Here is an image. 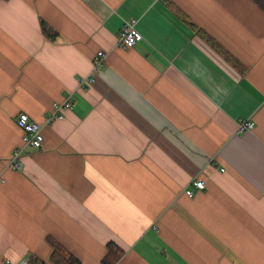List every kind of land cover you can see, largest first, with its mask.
<instances>
[{"label":"crops","instance_id":"crops-1","mask_svg":"<svg viewBox=\"0 0 264 264\" xmlns=\"http://www.w3.org/2000/svg\"><path fill=\"white\" fill-rule=\"evenodd\" d=\"M131 18L140 39L119 48ZM100 51L106 65L81 90ZM22 113L44 142L15 171ZM240 121L255 127L240 133ZM196 179L206 189L189 197ZM55 243L81 264H103L109 244L124 251L116 264H264V11L253 0H0V264H52Z\"/></svg>","mask_w":264,"mask_h":264},{"label":"built area","instance_id":"built-area-1","mask_svg":"<svg viewBox=\"0 0 264 264\" xmlns=\"http://www.w3.org/2000/svg\"><path fill=\"white\" fill-rule=\"evenodd\" d=\"M138 19L131 18L126 19L123 22L122 30L118 38V47L122 49H129L134 47L139 39L140 32L138 30ZM108 55L104 51L97 53L93 60V73L91 75L82 77L79 80V88L85 90L96 84L99 74L106 65ZM72 96L69 95L66 97L64 102L56 106L53 111V115L50 118V122L53 120L64 118V114L67 110L71 109L73 106ZM16 123L19 128L24 132L23 136V145L20 148L15 149L10 160L9 166L15 171L23 170L22 164V154L26 148L40 149L44 142L43 135V126L32 119L29 115L22 113L16 118ZM255 123L251 121H240L238 124V129L240 133L250 131L254 129ZM193 190H186V194L189 197L194 196L195 190L204 191L206 189V182L204 180L196 179L192 182ZM4 264H14L10 261L5 262ZM17 264H30L29 260H23Z\"/></svg>","mask_w":264,"mask_h":264},{"label":"trees","instance_id":"trees-1","mask_svg":"<svg viewBox=\"0 0 264 264\" xmlns=\"http://www.w3.org/2000/svg\"><path fill=\"white\" fill-rule=\"evenodd\" d=\"M259 7L264 11V0H253ZM42 30L45 36L51 40H55L57 37V33L49 27L44 21H42ZM203 39L212 47H214L218 52L223 53L227 58L228 55L223 52V50L218 46V44L214 41V39L207 35L205 32L200 31ZM236 66L239 64L234 60L229 58ZM124 255V251L120 249L115 244L108 245V253L103 260V264H116ZM52 264H81L78 259H76L73 255H71L64 247L60 244H54V251L51 257Z\"/></svg>","mask_w":264,"mask_h":264}]
</instances>
